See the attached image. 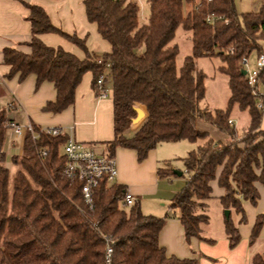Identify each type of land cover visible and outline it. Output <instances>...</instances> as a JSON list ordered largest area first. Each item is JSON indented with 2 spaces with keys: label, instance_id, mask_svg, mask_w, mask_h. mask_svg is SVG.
<instances>
[{
  "label": "trees",
  "instance_id": "16d2710c",
  "mask_svg": "<svg viewBox=\"0 0 264 264\" xmlns=\"http://www.w3.org/2000/svg\"><path fill=\"white\" fill-rule=\"evenodd\" d=\"M148 1L147 25L140 24L139 6L134 1H84L87 18L97 23L98 32L111 43L112 49L102 56L88 47L86 38L54 25L43 5L26 2L32 37L24 44L31 51L15 45L3 48L4 63L11 67L7 76L18 73L23 80L34 73L37 85L45 79L54 82L57 98L44 107L58 112L73 104L76 87L89 70L95 93L100 96L97 81L102 75L105 88L111 83L113 97L115 139L109 143L111 154L124 146L136 150L138 159L143 160L158 143L204 139L183 157L189 176L172 195L169 206L177 210L186 238L214 242L202 234L201 225L209 219L204 210L218 168L223 167L217 177L224 188L221 202L225 209L234 208L241 215V223L247 219L244 200L256 205L260 197L256 182L264 183V109L257 104L247 74L242 73L243 56L264 52V1L257 9L244 12L236 10L235 0ZM208 13L224 17L209 22ZM178 26L192 31L193 45L192 54L180 67L176 61L179 45L171 43ZM41 32L66 36L85 56L47 45L38 35ZM202 55L219 56L224 62L219 70L229 76L231 89L225 109L213 111L199 105L206 95V75L197 68L196 60ZM259 73L264 84V67ZM236 104L247 110L251 119L241 135L229 120ZM136 105L144 107L146 117L128 135L137 115ZM198 117L215 124L230 138L209 137L198 128ZM10 120L7 109L0 107V145ZM66 138V134L46 132L34 138L28 131L21 153L10 156L18 166L14 172L0 151V264H108V244L112 246L111 264H199L196 258L167 255L159 243V233L170 214H146L138 201L125 206L124 184L101 182L88 204L82 182H71L65 175L66 158L59 150ZM44 148L46 153L40 156L38 149ZM169 172L168 168L158 169L160 176ZM230 214L225 219L226 233L230 246L235 247L241 235ZM263 227L261 211L253 224L251 242ZM252 256V264H264V250Z\"/></svg>",
  "mask_w": 264,
  "mask_h": 264
},
{
  "label": "crops",
  "instance_id": "0c3cea01",
  "mask_svg": "<svg viewBox=\"0 0 264 264\" xmlns=\"http://www.w3.org/2000/svg\"><path fill=\"white\" fill-rule=\"evenodd\" d=\"M84 1L0 0V107L7 109L12 121L21 124L31 122L39 128L45 125H63L65 127L72 125L74 127L73 136L76 139L95 144L96 149L100 152H110L109 143L115 139L113 97L109 94L103 97L97 96L92 85L93 73L90 70L83 74L81 82L76 87L73 104L62 111L53 112L45 109L44 106L49 101H54L57 98L54 82L45 79L37 85V76L34 73H29L23 80H19L18 73L8 77L11 67L4 63L2 50L6 46L15 45L25 52L31 51L30 46L24 44L32 37L31 21L27 18L30 9L26 2L43 5L54 25L56 24L69 34L76 33L81 38H86L88 47L100 56L104 52L110 51L112 49L111 43L98 32L97 23L87 18ZM126 1H134L138 4L140 24H142V18L150 17V1ZM262 1L264 0H249L246 7L248 9L245 11L257 9ZM242 2L243 0H235L238 12H244L240 8ZM38 35L47 45L55 48L61 47L69 52L73 51L80 57L85 56L82 48L58 32H41ZM260 88L264 89L262 84H260ZM142 108L144 109V107ZM231 119L236 127V120ZM261 119V128L264 129V115ZM250 121L249 115L248 125ZM135 124L131 126L126 134H133L141 125L140 123L134 128ZM229 138L230 136L227 139ZM186 140L189 142H181ZM197 142L198 139L196 141L180 139L179 141L161 142L155 148L150 149L148 156L143 160L138 159L136 150L124 146L117 147L112 154L116 157L118 169L115 182L124 184L127 189L134 193L137 201L140 202L142 211L146 214L161 217L170 214L159 233V243L165 247L167 255L173 254L178 258H196L200 263L203 258L202 255H207L204 251L210 249V246L214 245L215 242L201 240L195 236H191L189 239L186 238L185 227H183L178 217L177 210L169 206L172 195L182 188L189 176L185 164L183 171L175 170L172 162L177 156L173 153H176L175 150L181 151V149L189 153L190 150L196 149L197 145L201 144H197ZM22 146L23 141L20 137H17L6 147V150L2 151L6 154L7 166H9V163L12 164L10 156L21 153ZM159 167L168 168L171 172L165 176H160L158 173ZM9 168L12 169L13 166L11 165ZM222 168V166L218 168L217 177ZM176 175L185 177L183 178L184 183L173 179ZM217 177L212 179L211 197L207 199L204 211L207 209L209 200L214 197L213 194L219 196L220 199L224 194V188L219 185ZM181 184L182 186H180ZM217 184L219 187L216 186ZM175 185H178V187L175 188ZM256 186L259 190L260 201H258L256 209L252 207L249 200L244 201V207L249 211L252 223L248 228L246 226L244 232L243 227H239L242 238L243 235L250 238L258 213L264 211V183L258 181ZM206 224L208 223L202 224V227ZM203 231L204 227L202 228V234ZM225 237L228 246H230L227 236ZM242 238L239 244L242 242ZM237 246H230V248L234 250Z\"/></svg>",
  "mask_w": 264,
  "mask_h": 264
},
{
  "label": "rangeland",
  "instance_id": "374dc122",
  "mask_svg": "<svg viewBox=\"0 0 264 264\" xmlns=\"http://www.w3.org/2000/svg\"><path fill=\"white\" fill-rule=\"evenodd\" d=\"M249 0H243L241 4V10L245 11L247 7V3ZM192 31L186 30L182 26L177 27L176 36L171 43L179 45V52L176 57L177 65L180 67L184 58L192 54L193 45H192ZM250 68L254 69L256 67L257 53L254 51L249 57ZM197 60V68L201 69L205 75V97L199 102V105L208 110H216V109H225L228 105V100L231 95V89L229 88V76L225 73H222L219 70V67L224 64L223 60L219 56H211V55H202L196 58ZM107 93L112 96L111 93V83H109L107 88ZM231 118L236 120V129L239 135L246 129L249 120L248 111H244L238 107L236 104L231 111ZM197 126L199 129L207 131L209 137H213L218 140L226 141L229 137L227 133L225 134L221 131L215 124L206 121L205 119L198 117L197 118ZM181 142H189V141H181ZM180 142V143H181ZM204 139L199 138L197 144L203 143ZM173 154L177 156L173 159L172 165L175 167V170L183 171L184 170V161L182 157L188 153V151L175 150ZM12 162V161H11ZM13 166L11 172H14L17 169V165L13 163H9V166ZM186 172L184 171V174ZM186 176V175H185ZM185 177L176 175L173 179L180 180V182L184 183ZM172 183V182H170ZM182 186V184L180 185ZM219 187V185H216ZM175 188L178 185L174 186ZM213 198L209 200V204L206 209V213L209 216L208 224L204 227L203 235L207 237H212L215 239L214 245L210 246L206 252L207 255H202V259L199 264H252V255L256 252H260L264 250V227L259 233V236L256 238L255 242L249 241V238L243 235L242 242L232 250L230 246H228V242L225 240L227 236L225 219L227 218L226 210L230 211V218L237 226L243 227L244 229L249 227L251 222V217L249 215V211L246 210L247 219L244 222H239L241 215L235 211L234 208L225 209L220 197L213 194ZM262 199V198H261ZM246 201V200H244ZM260 201V197L259 200ZM251 203V202H250ZM253 208L258 207V203L256 205L252 204ZM204 224V223H203ZM202 227V225H201ZM202 227V228H203Z\"/></svg>",
  "mask_w": 264,
  "mask_h": 264
},
{
  "label": "built area",
  "instance_id": "2783aa9c",
  "mask_svg": "<svg viewBox=\"0 0 264 264\" xmlns=\"http://www.w3.org/2000/svg\"><path fill=\"white\" fill-rule=\"evenodd\" d=\"M223 17V15L217 16L208 13L206 21L214 22L216 19H222ZM149 20V18H142L141 23L147 25ZM225 21L227 22L228 20L225 19ZM203 53H206V51ZM98 61L101 62V60ZM242 62L244 64L243 68L246 69L245 74H247L248 84L252 89V93L258 97L257 104L261 109H264V89L260 88V84L263 85V88L264 84L261 83L259 77V72L264 67V52L257 55L256 67L254 69L250 68L247 56L242 57ZM97 82L100 88L99 97L106 96L108 93L107 88L103 85L104 78L102 75L98 77ZM229 120L233 123L232 119ZM6 127L7 132L3 145H0V151L6 150V147H8L13 139L17 137H20L23 141V138L28 131L32 132L34 138L38 137L41 132H46L51 135L66 134V141L61 145L59 150V155H64L66 158L64 166L65 175L71 182L75 180L82 182L83 197L88 204L91 205L93 202V190L101 182H105L108 185L115 183L118 175L115 155L110 152H100L96 149L95 144L76 139L73 136L74 127L72 125L67 127L63 125H45L39 128V130H36L31 122L21 124L14 120H10L6 123ZM38 153L40 156H44L46 149H38ZM122 199L125 206H130L137 202L134 193L130 189H126ZM111 253L112 246L108 244L105 255L108 264H111Z\"/></svg>",
  "mask_w": 264,
  "mask_h": 264
},
{
  "label": "water",
  "instance_id": "95a60500",
  "mask_svg": "<svg viewBox=\"0 0 264 264\" xmlns=\"http://www.w3.org/2000/svg\"><path fill=\"white\" fill-rule=\"evenodd\" d=\"M242 73L243 74L246 73V69L245 68L242 69ZM135 107H136V110H137V115L134 117V119L132 121L133 123L139 122L145 116V110L141 106L136 105ZM229 213H230L229 209L226 210L227 216L229 215Z\"/></svg>",
  "mask_w": 264,
  "mask_h": 264
},
{
  "label": "bare ground",
  "instance_id": "6f19581e",
  "mask_svg": "<svg viewBox=\"0 0 264 264\" xmlns=\"http://www.w3.org/2000/svg\"><path fill=\"white\" fill-rule=\"evenodd\" d=\"M142 119H143V118H142ZM142 119H141V120H142ZM141 120H140V121H141ZM135 123H138V122H135Z\"/></svg>",
  "mask_w": 264,
  "mask_h": 264
}]
</instances>
